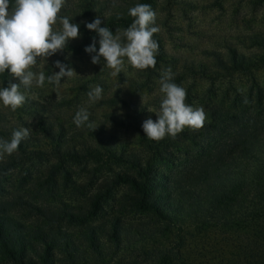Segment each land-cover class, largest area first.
Instances as JSON below:
<instances>
[{
	"label": "trees",
	"instance_id": "trees-1",
	"mask_svg": "<svg viewBox=\"0 0 264 264\" xmlns=\"http://www.w3.org/2000/svg\"><path fill=\"white\" fill-rule=\"evenodd\" d=\"M231 61L236 70L244 69L233 53ZM6 73L0 74V88L8 86ZM245 99L223 95L204 110L203 128L215 139L190 156L186 146L196 145L197 130L157 142L139 128L136 149L119 152L86 126L84 134L77 133L78 146L64 145L61 125L37 117L35 130L17 152L0 159V180L19 166L17 184L29 181L23 191L7 192L0 184V264H264V97L257 92ZM14 130L1 129L0 139L10 140ZM172 150L186 158L180 170L151 174L153 161ZM36 161L41 172L31 177L27 167ZM74 164L89 166L92 177L101 173L81 196L86 200L75 205L58 193L87 186L72 179ZM153 183L168 191L164 201L149 194L147 186ZM116 186L124 192L112 199ZM178 197L190 200L188 213ZM108 201L118 203L110 216ZM125 207L139 216L127 227L117 212ZM104 214L107 221L90 223L92 216ZM206 230L214 232L207 235ZM191 234L204 243L214 241V255H187Z\"/></svg>",
	"mask_w": 264,
	"mask_h": 264
},
{
	"label": "rangeland",
	"instance_id": "rangeland-1",
	"mask_svg": "<svg viewBox=\"0 0 264 264\" xmlns=\"http://www.w3.org/2000/svg\"><path fill=\"white\" fill-rule=\"evenodd\" d=\"M141 3L151 5L157 14L155 26L160 31L153 37L159 44L156 66L154 69L141 71L133 69L126 61L125 71L112 76V70L103 66V58L102 63L94 65L91 63V56L94 54L85 52V48L93 43V38L97 52L99 50V36L89 31L86 23H91L99 16L101 27L107 26L115 34L117 29L123 30L131 25L134 18L129 16V9ZM59 15L67 16L72 23L79 24L81 36L69 41L65 51L50 57L46 64L38 62L33 70L43 71L48 76L52 72H59L55 62L60 61L71 67L77 75L62 79L59 86L49 84L46 80L43 87L35 84L27 90L21 87V92L26 96L22 107L13 112L0 103V130L17 127L28 128L33 132L35 119L41 116L53 127L61 125L64 145L78 146L77 133L84 134L85 127L78 128L73 123V118L80 108H84L90 113V121L97 126L94 132L102 135L103 145L116 148L119 152L134 150L139 141L136 129L142 128L143 122L149 118L153 121L157 119L155 113L159 111L164 97L160 91L161 73L169 67L174 73L172 82L186 89V103L194 108L203 107L205 110L223 95L235 98L236 101L245 100L246 96L254 98L257 92L264 97V0H66ZM128 21L130 23H126ZM60 27L59 24L56 25L58 30ZM231 53L236 61H243V70H236V64L231 61ZM188 67L190 71L186 70ZM12 79L6 73L4 81L7 85ZM97 85L103 89V98L90 103L88 92ZM33 107L36 109L33 110ZM197 131L198 135L194 137L196 145L186 146L189 152L191 149L187 156L196 154L210 140L215 139L208 129ZM83 134L81 137L86 139ZM89 141L92 143V140ZM157 150L162 151L163 148ZM185 160L186 158L172 150L163 158L153 161L151 174L172 175L180 170L178 167ZM37 167L36 161L27 167V173L31 177L35 176L41 172L36 170ZM40 168L42 170L43 166ZM89 170V166L81 169L79 164H74L71 167L72 179L79 183L85 182L87 186L75 193L69 192L68 187L63 188L58 192L59 195L73 205L85 201L81 196L87 188L90 190L95 186L101 176V173H96L92 177ZM18 177L19 166L6 175L4 181L1 179L0 184L7 192L18 188V191H23L24 188L26 190L29 181L17 184ZM147 189L151 197L159 201H164L168 195L164 186L157 183L149 184ZM194 190L196 191L195 188ZM122 192L124 189L116 186L110 198H118L117 195ZM178 201L183 204L181 207L185 213H188L190 200L178 197ZM108 204L112 209L108 207L110 216L116 212L118 203L116 207L112 201H108ZM123 209L122 212H117L124 215L123 227H127L129 222L139 216L126 207ZM106 217V214L97 219L92 216L90 223L95 225L107 221ZM206 231L207 235L214 232ZM215 234L219 236V233ZM190 236L186 238L192 249L186 251L187 255H195L199 251L207 256L214 255V241L208 240L205 244L199 239V235ZM219 247L225 248V245L221 244Z\"/></svg>",
	"mask_w": 264,
	"mask_h": 264
},
{
	"label": "clouds",
	"instance_id": "clouds-1",
	"mask_svg": "<svg viewBox=\"0 0 264 264\" xmlns=\"http://www.w3.org/2000/svg\"><path fill=\"white\" fill-rule=\"evenodd\" d=\"M66 5V0H0V74L7 72L12 80L7 87L0 88V103L15 112L22 107L26 96L21 87L30 89L33 84L43 87L47 83L59 86L61 80L72 78L77 73L60 61L55 62L59 72L46 76L43 71L33 69L38 62L46 64L48 59L67 48L68 42L79 39V24L72 23L67 16L59 15ZM133 22L126 29H117L114 34L107 26L101 27L100 17L86 23L89 31L99 36V50L96 41L85 48L91 56L92 64L102 63L111 69L112 76L125 71V62L135 70L154 69L159 44L153 38L160 31L156 25L157 14L149 4H137L129 9ZM61 27L59 30L56 25ZM67 58V57H66ZM102 66V67H103ZM102 70V69H101ZM174 73L169 67L161 73L160 91L164 97L157 119L145 120L142 129L145 136L153 141H161L166 136L175 139L185 128L200 130L204 127L206 113L203 107L186 103V89L172 82ZM103 89L99 85L88 92L90 103L101 100ZM142 99V98H141ZM247 100L245 99V103ZM90 113L80 108L73 123L78 127L86 126L94 132L97 129L91 122ZM30 136L28 128L12 132L10 140L0 139V159L17 152L22 141Z\"/></svg>",
	"mask_w": 264,
	"mask_h": 264
}]
</instances>
